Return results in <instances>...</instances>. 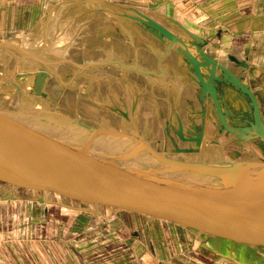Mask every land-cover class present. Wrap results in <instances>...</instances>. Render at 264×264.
<instances>
[{"label":"water","instance_id":"1","mask_svg":"<svg viewBox=\"0 0 264 264\" xmlns=\"http://www.w3.org/2000/svg\"><path fill=\"white\" fill-rule=\"evenodd\" d=\"M129 8L133 13L121 14L137 21L165 46L175 45L176 51L183 56L198 86L201 117L207 116L203 111L204 101L210 105L212 101L219 122L227 132L234 134V141L241 145V142L257 139L264 153L263 117L250 86L242 82L235 72L219 62L216 57L205 51L203 47L206 40L200 35L172 19L188 35L189 39L186 40L155 22L139 9ZM219 35L220 31L217 32V36ZM229 59L247 66L245 60L234 55H229ZM111 62L114 61H105L106 64ZM117 62L122 67L126 66L120 61ZM125 68L141 70L136 67ZM29 77H33V80L28 89H31L33 94L45 97L47 94L43 88L50 77V72L39 67L37 70L22 72L15 76L25 82ZM227 87H231L232 92H238L245 98L246 111L238 115L242 117L239 120L232 119L226 106L222 105L232 127L225 120L221 110L223 103L221 99L225 100V97L219 91L226 93ZM207 96L212 100L206 99ZM135 105L134 100L133 109ZM11 112L12 116L0 110V181L31 190L66 193L81 201L79 209L82 211L93 210L99 213V204L113 205L111 206L113 208H117L118 205L125 213L137 211L159 219L166 218L181 226H190L189 221L192 219L190 217L196 215L198 216L196 218H200L196 219L198 221L194 222L196 224L206 222L230 230L229 232L223 230L222 234L235 238L239 235L234 231L242 234L252 232L256 234V238H264V157L234 163L178 160L164 156L146 141L130 133L125 134L123 131L104 127V130H100L75 118L73 122H69L63 114L53 111ZM14 115H19L30 122L36 120L46 129L41 127L37 129L23 123L13 117ZM231 115L234 113L231 112ZM248 115L251 117L248 118ZM49 117L52 119H48ZM240 122L246 124L238 125ZM202 124L182 127L183 122L179 117L176 125L171 123L173 135L195 144L180 147L173 139V135L168 132L167 138L171 140L173 150L185 153L197 151L205 128ZM167 127L169 129V123ZM183 128L191 136H184ZM71 132H76L80 137L79 145L66 136L72 134ZM100 132L121 138L125 135L124 137L131 138L136 148L131 149L132 151L122 147L101 150L102 146L108 145L109 140ZM82 144L95 147L104 153L94 154L83 148ZM251 162L262 166V169L258 171L248 169L247 165ZM167 169L172 172L166 171ZM178 172L196 175L186 178L178 176ZM196 176H207L211 181L204 182L203 179H195ZM99 181L105 185L98 183ZM117 192L120 196H117ZM213 226L207 229L216 231Z\"/></svg>","mask_w":264,"mask_h":264},{"label":"crops","instance_id":"2","mask_svg":"<svg viewBox=\"0 0 264 264\" xmlns=\"http://www.w3.org/2000/svg\"><path fill=\"white\" fill-rule=\"evenodd\" d=\"M131 1L132 0H0V32L4 33L2 37L0 35V40H2L0 41V45H2L0 46V69L6 73V70H8V72L12 71L16 64H20V68L30 69L31 63L29 62H33L32 65L36 63L34 67H38L39 65L44 67L45 64H41L40 60L49 62L51 61V64L54 62V60H56L55 62L60 63L63 60L57 57H51L50 55L54 54V45L63 42L65 45H68L65 48L66 52L70 50V48L68 49L69 45L78 44L80 45L79 48L77 47L79 51L75 52L79 54L82 51L86 54L82 56V59H84L83 61H78L77 57L73 58L74 61L77 60L75 62L73 60L69 61L65 58V60H68V62L71 64L70 66L74 65L78 67V65H88L92 61L99 62L108 59H119L127 67H138L147 70L149 71L148 73L141 74L135 70L126 69L119 64L109 63L106 65L88 66L84 70H79L81 74H77L74 67H72L73 70L71 71L68 70L66 72H59V74L65 76L66 78L74 76L75 74L79 76L83 75V73L87 74L91 81L96 84L88 90L89 94L92 92V89H94L96 93H100V91H102L100 83L103 82V76L106 77L107 75H111L113 80H117V106L123 107L127 110V115L125 114L126 112L124 110H120L122 112L119 114V118L121 119L119 121L120 124H118L119 126H117V131H125V134L130 132V134L133 135L137 134L139 138L144 139V141L147 139H158L160 138L158 137V134H161V138L166 140V135L168 132L172 133L170 124L173 122L172 124L176 125L175 121L178 119V117L181 118L183 126L186 127H190L193 124L199 122L197 118H201V110L198 99V86L196 85L195 89H193L195 84L194 76L188 69L183 56L176 51L175 45H172L169 48L170 50L166 51L165 44L149 33L138 22L126 16L117 14V12L127 10L124 8L126 6H124L122 3H125V5L130 3L129 5H133L137 9L147 13L150 16L157 17L158 20H160V15L158 16L159 13L163 14V12H168L167 14H173L171 16L174 18H166L172 22V19L181 20L182 25L184 24L185 27H188V29L193 32V26L188 23L189 20L196 21L198 16H200V13L203 12L201 8L204 11H206V8L204 9V6L201 5L203 0H199L198 4H196L198 5V8L191 10L190 6L188 5L187 10L181 11L182 14H180V10L176 6L175 8L173 5H170V2L165 3V5L159 8V10H151V7L149 6H137ZM152 1L153 0H145L144 3ZM218 1L225 2V0H209L210 3L217 2V4H219L220 2ZM225 3H229L230 6L235 3L236 6L235 9L233 8L231 10V13H229L230 15L227 14L228 18L223 16L224 20L225 18L229 19L239 17V20H241V18H246L248 15H252L254 13L258 16H264V0H249L246 5H242L243 2L241 3L240 0H231L228 3ZM225 3L218 5L221 8L218 7L217 10L213 9L211 11H207L210 18L207 20L206 24L208 23L209 27L199 23L198 25L196 24L197 22L194 23V26L196 30H205L206 28L208 31H212V29H216V32L220 31V35L216 37L212 36L213 32L208 33V31H206V34L210 36V38L208 37L210 43L219 41V43H226L228 50H231L233 47L240 49L242 56H238L237 53L234 52L231 53L238 56L239 58L246 59L251 65V70L254 61L255 64H262L264 62V30L231 31L232 29L230 28H234L236 25L240 24L241 21L239 22V20H236L234 23L230 24V26H227L228 28L230 27L229 29L220 22L218 25L214 24L213 19H216V21L214 20L215 22H217V19H221V16H216V13L221 10L222 7H225ZM170 11L171 14H169ZM237 15L238 17H234ZM161 21L163 23H167L165 19ZM166 25L169 26V24ZM171 26V28L175 31V28L173 27H177L178 25L172 24ZM197 27L199 29H197ZM177 28L181 34H185L179 26ZM198 33H201V31ZM255 35L259 36L261 39H263V41H260V43L256 46L257 48L255 47L256 49H253V37H255ZM211 36L214 38V40L211 39ZM182 37L186 40L189 38L186 34ZM10 40H17L14 42L16 44L25 43V46L30 44L28 48L30 49L31 54L26 55L24 51L21 53L17 52L14 50V48H11L13 51H10L9 53L8 51H4L9 47L4 45L10 42ZM23 46V44L19 45V48ZM48 49H52V51ZM193 49L195 50V47H193ZM49 53L51 54L48 55ZM56 54H58L57 51ZM250 54L252 55L250 56ZM62 57L64 58V56ZM220 62L224 64V62ZM45 67L47 69V66ZM230 68H233L234 72L239 77L240 75L243 76L244 71L247 70L244 68L245 70L242 69V72H239L232 66H230ZM259 69L263 70L264 72V68ZM1 70L0 75H5L1 73ZM250 70L247 74L245 73L246 75L244 74L242 79L245 82L247 81L250 83L251 88L254 90L255 94L258 96V100L260 101L262 98L256 92V83L253 75L257 76L261 80L263 79V76L260 77L261 73H258L257 70L255 71L256 73L254 72V74L251 75ZM50 73L52 77L55 75V71L52 72V70H50ZM134 82L138 86L137 97H135V88L133 86ZM80 83L81 77L73 83H66L64 85L59 84V87L56 88L52 86L53 83L51 82L49 84V88H46V91L50 92L51 94L53 92L60 93L74 90L77 93ZM141 85H144L145 87H142ZM257 85L259 86L260 84L258 83ZM141 87L145 90L142 91ZM13 90L14 87L10 84L9 79H0V93L6 94ZM221 91L222 90L219 91L220 94ZM62 96L65 97V95L62 94H58V97L53 95V101L56 102L55 104L59 107L61 106L60 102L62 100ZM237 99L242 102L239 97ZM134 100L136 101L135 109L131 110V104L132 101L134 102ZM2 104L3 103L0 102V107L3 106ZM169 121L171 122L169 123L168 129L167 123ZM125 124H132V126L135 127L134 130L136 132L129 131L124 127ZM203 135H209V133L206 134V132L203 130ZM124 136L125 135H123V138H121L111 135L110 138L116 140L119 139L126 143L130 142L131 138H126ZM129 145H131V143H129ZM191 146H195V144L191 143ZM198 147L199 148L197 151H191L190 153L201 155L205 148L202 145ZM205 152H207V150H205ZM196 161H200V159L197 158ZM118 208L119 207L117 205V211ZM109 213L110 212L107 214ZM113 213L114 210L112 207L111 215H113ZM131 214L133 213H125L122 215L127 216V218L130 216L131 219L134 218L139 222H148L150 225H153V223L150 222L165 223L168 225L167 222H165L163 219L161 220L157 218L156 216L144 215L139 212L138 216L133 214L134 217H132ZM122 219L123 218L121 217V220ZM178 227L181 229L183 228V230L186 229L188 233L195 235V237H200L196 234L198 232L204 234L205 236L200 238L210 241L209 249H201V247L196 248L195 246H193V249H191L192 247L182 245L181 243L179 244L175 234L169 228L166 229L161 227L163 232H168L167 234L170 237L169 241H176L177 243V245L172 244L170 247L172 252L168 251L172 254L170 259H167L164 251L161 250L160 247H151L150 245L141 246L137 243L135 245L123 246L127 247V249L119 252L117 256V264H153L152 261L155 262V259L161 258H159L160 254L161 256H164V264H177L178 262L176 260H186L187 264H221L223 259L227 260L226 257L228 255H225V253L222 252L224 250L219 249L218 246L226 244L233 245L234 237L231 235L226 236L222 233H216V231L212 229H208L209 231L205 232V234L202 231L190 229L189 227L181 225H178ZM152 229L153 228L150 230L146 229L147 234H145L143 231L144 236H150ZM183 230L180 231L184 232ZM177 236L180 237V235ZM210 239L220 240L221 243L215 245ZM242 241V244L237 243V245H241L240 247L243 246L244 248L247 245L249 246L252 244V247L250 248H253L255 253L261 251L260 245H254L258 243L250 244L249 240ZM164 242L169 243L168 241ZM211 243L214 246L211 245ZM202 251H204V253H202ZM219 252L223 254H220L223 256L220 258L222 260H218L217 258ZM199 253L205 255H200ZM129 255H133V263L132 261H129ZM195 256L196 259H201L203 256L204 260H199V262L195 261L196 263H193L191 260H194ZM144 258H146L147 262L143 260ZM172 258L173 260H171ZM156 262L159 264L163 263V261L160 260ZM230 264H233V262L231 261Z\"/></svg>","mask_w":264,"mask_h":264},{"label":"rangeland","instance_id":"3","mask_svg":"<svg viewBox=\"0 0 264 264\" xmlns=\"http://www.w3.org/2000/svg\"><path fill=\"white\" fill-rule=\"evenodd\" d=\"M144 1L145 0H132L131 2H133V4L134 5L136 4L137 6H142V7L149 6L151 7L150 8L151 10H159V8L164 6L165 3L170 2V5H173L174 7L176 6L180 10L179 13L182 14L181 11L183 10L186 11L188 5L190 6L191 10L198 8V5L196 4H198L199 0H153L152 2H148V3H144ZM229 1L231 0H225V2L227 3ZM248 1L240 0L241 3L243 2L242 5H246ZM225 2L222 1L219 4H217V2L210 3L209 0H203L201 5L204 6V9L206 8V11H204L201 8L203 12L200 13V16H198L196 21L189 20L188 23L193 26V30L197 31V32L195 31L193 32L199 34L201 37H203L206 40V44L204 45L203 48L209 55L216 57V59H218L219 61L225 62L234 68L242 67V65L239 64H237L236 66V64H234V62H232V60H230L228 57L229 55H234L231 52L237 53L238 56H242L240 49L233 47L231 50L230 49L228 50L226 43L221 42L222 43L221 44L219 43V41H216L215 43H210V40L208 39V37L210 38V36L206 34V31L208 30L206 28L205 30H202L199 29L198 27L197 29L199 30H196L194 26L195 25L194 23L197 22L196 24L199 23L201 25H206V27H209V24L208 23H207L208 25L206 24L207 20L210 18L208 15L209 13L207 11H211L213 9L217 10L218 7H220L218 5H222ZM122 4L126 6V9L127 6L134 7L133 5H129L130 3L126 5L125 3ZM224 6H225L224 8L222 7V9L216 13L217 14L216 16H221L220 18L222 20L217 19V22H215L216 19H213V22L214 24L217 25L220 22L227 27L230 26V24L234 23L236 20H239L240 17L227 19L228 18L227 14L231 13V10L233 8L235 9L236 5L234 3L233 5L230 6L229 3L228 4L225 3ZM122 12L129 13L131 11L127 9L126 11L124 10L117 12V14H121ZM167 13L168 12L165 13L163 12V14L159 13L158 14V16L160 15L159 21L162 24H165V26L171 29L174 33L178 34L181 37L184 36L186 33L184 32L185 34H181L177 28L178 26L173 27L175 28V31L171 28L172 27L171 25L172 24L176 25V22L174 21L172 22L168 18H166V17L174 18L173 16H171L173 15L171 14V11L169 13L171 15H168ZM238 15L234 17H238ZM223 16L227 17L225 18L226 21L223 19L224 18ZM164 19L167 23H163L161 21ZM175 20H177L179 23L182 24L181 20L179 19H175ZM239 22L240 24L236 25L234 28L229 27L230 29H232L231 31L264 30V25H263L264 16H260V15L258 16L255 15V13L252 15H248L246 18H241ZM166 24H169V26H167ZM199 31H201V33H198ZM212 32H213L212 36L216 37L217 36L216 29L215 30L212 29V31L211 30L208 31V33H212ZM0 35L2 37L4 33L0 32ZM212 36L211 39L214 40ZM16 41L17 40H13V41L10 40V42L5 44L4 46L7 45L10 48L8 47V49H5L4 51H8L9 53L10 51H13L11 48L15 47V50L17 52L20 53L23 52L21 51V49L17 47L16 43L15 44L12 43ZM260 41H263V39H261L259 36L255 35V37H253V45H254L253 49L257 48L256 46L260 43ZM63 46H62L63 49L60 48L61 50L60 49L56 50L57 52L58 51L60 52L58 54H53V57L59 55V56H64V58L70 61H72L74 57L75 58L77 57L78 61L84 60L82 59V56L86 55L85 52H82L81 50H80L81 53L79 54L75 52V51H79L77 47L79 48L80 45L78 44L69 45L68 49L70 48V50L67 52L65 48L68 45H65L63 43ZM251 55L252 54H250V56ZM238 56H236L238 59H242L239 58ZM243 60L247 61L246 59ZM40 62L41 64H45L48 70L46 69L45 66L42 68H45L47 71L52 70L56 72V74L53 75V77L50 73V77L46 80L44 84L43 89L47 95L45 97L43 96L41 97V95L39 96L33 94L31 92V89H28L32 85L33 78L30 77L27 78L28 85L24 83L25 81L21 80L22 78H20L19 80L21 82L20 84L23 86V90L17 92L9 91V93L6 94L0 93L1 103H5L9 105V107H12L11 109L14 108L17 110V108L20 107V109L23 110L40 111L42 109L34 108V103L36 100L43 98V100H46L48 102L49 111H53L58 114H63L64 118L67 119L69 122H73L72 120H74L75 118L78 121L81 120L84 123L87 122L88 124L87 123L85 124L90 126H95L97 127V129L100 130H104V128L117 130V126H119L118 124H120L119 121L121 119L119 118V114L121 113L120 110H124L127 113V110L125 108L117 106V80L116 81L113 80V77L111 75H107L106 77L103 76L104 77V79L102 80L103 82L100 83L102 91H100V93H96L95 90L92 89L91 90L92 92L90 91L91 93L89 94L88 90L92 88L93 85L96 84H94V82L91 81L90 77L87 74L83 73V75L80 76L77 75L78 73L81 74L79 70L82 69L84 70L86 68L81 69V65H78V67H74L73 65L70 66L71 64L66 60L65 61L63 60L60 63L54 61L52 64L49 61H40ZM263 63L255 64L254 61L251 70H250L251 65L250 63H248L249 64L248 69L245 70L243 67V70H245L244 74L245 73L247 74L250 70L251 75L254 74V72L257 70L258 73H261L260 77L263 76L262 79L263 81H262L257 76L253 75L256 83L255 84L256 92L257 94H259V96L262 99L259 101L257 95L256 97L264 115V87H263L264 74H262L264 72L263 70L259 69V68H264ZM35 64L36 63H34V65ZM34 65L31 64V68L27 70L33 71L41 67V65H39L38 67H34ZM72 67L76 69L74 70L77 73L74 76L66 78L65 76L59 74V72H66L68 70L70 71L73 70ZM237 70L239 72L240 71L242 72V69H237ZM135 71L141 74L149 72L144 69H141L140 71L139 70H135ZM1 73L5 74V75H0V79L3 78L4 80H7L9 76L10 78L11 77L15 78V76L17 75V74L14 75L15 71L8 72V70H6V73L5 71L1 70ZM243 76L240 75V78H243ZM80 77H81V83L78 86L79 90L77 93L74 90L64 91L60 93L53 92L51 94L50 92L46 91V88H49V84L51 82L53 83L52 86L56 88L59 87V84L64 85L66 83H73L77 81L78 78ZM258 83L260 84L259 86L257 85ZM25 85H27V87ZM196 85L197 84L195 83L193 89H195ZM133 86L135 88V94H137L138 86L137 84H135V82ZM141 86L145 87L144 85ZM142 87H141L142 91L145 90ZM25 90L27 91L25 92ZM58 94L65 95V97L63 96L61 97L62 100L60 102L61 105L60 107L55 104L56 102L53 101V95L58 97ZM222 94L225 96V99L230 103L229 109L231 108V112H233L235 115L236 113L233 110L241 109L239 108L237 103L238 101L237 98L239 95H237L234 91L232 92L229 89L228 91H226V93L222 92ZM206 105L207 103H205V106ZM244 109L246 111L245 105H243L241 111H243ZM131 110H133V101L131 104ZM197 120L199 122L195 123V125H200L204 121L205 123H203L202 125H204L208 129V131L210 130L209 135H213V137L219 139V135H221L223 131L221 132L217 130L218 128H216L215 125L216 123L211 113H207V116L205 115L203 118L198 117ZM67 124L69 126H72L69 123ZM124 127L127 128L129 131L136 132L134 130L135 127H133L132 124H125ZM129 128H131L132 130ZM74 130L76 129L74 128ZM71 133L72 134H66V136L72 139L80 138L78 137L76 132H71ZM100 133L103 136H105L109 141L115 140L117 142H120V144L123 146L132 148V146L129 145L130 142L126 143L119 139L117 140L111 139L110 138L111 135H107L108 133H104V132H100ZM122 133H125V131H123ZM222 136L224 137V139L225 138L226 139L224 141H220L221 147H215L209 144L208 142H205V146H204V148H206L205 150L208 151L212 148H215L214 153L216 151L218 152L219 156H217L215 153V156H212L214 158L209 157L213 153L212 154L205 153V155L204 154L196 155V154L187 153L188 154L187 155L184 152L185 154H179L177 153V151L175 152L173 148L168 144L167 135H166V140L161 138V134H158V137L160 138L151 139V140L147 139L145 141L148 144H151L155 150H157L164 156L173 159L196 161L197 158H199L200 161L210 160L212 162L221 161V160L223 161L225 159L228 160L229 163L234 162L237 159L236 157H234L233 151H235L234 149L238 148L239 145L234 141V138L231 135L225 134ZM191 143L192 142H190V146ZM188 146L189 144L186 145L185 147ZM246 146H250L253 152L255 151L254 157H257V159H259L260 157L261 158L264 157V153L260 145L258 146L257 144L250 142L246 144ZM205 150L202 153H204ZM237 150L242 152L241 155L243 157L250 156L251 154L244 152L243 149H237ZM98 183L105 185L104 182L99 181ZM13 186L15 185H10L6 182L0 181V264H117V256L119 252H122L125 249H127V247H123V246L135 245L137 243L138 245L141 246L150 245L151 247L152 246L160 247V249L164 251L167 259H170L172 255L170 253L172 252L170 247L172 246V244L177 245V243L176 241L175 242L169 241L170 237L167 234L168 232H163L161 227H164L166 229L169 228L175 234V237L179 244L181 243L182 245L192 247L191 249H193V246H195L196 248L201 247V249H209L210 247L209 244L210 241H207L204 238L201 239L200 237H195V235L188 233L186 229L185 230H183V228L181 229L180 227H178V225L175 222L170 220L168 221L166 218H164L163 220L167 222L168 225L165 223H154V222H150L153 223V225H150L148 222L147 223L142 221L139 222L134 218L131 219L130 216H128V218L127 216H123L125 214V211L120 208H118V211L117 208H113L114 213L113 215H111L112 207L103 204H99L98 206L100 210L99 213L93 210L82 211L79 209L80 206L82 205L81 201L78 198L72 197L66 193L61 194L53 191H39V190L21 188L18 187L17 185H16L17 188ZM118 195L119 193L117 192V196ZM90 205L93 206L92 204ZM108 212L110 213L107 214ZM133 214L138 216L139 212L134 211ZM133 214H131L132 217H134ZM121 217L123 218L122 220ZM151 228L153 229L152 232L150 233V236H144V233L147 234L146 229L150 230ZM180 230L181 231L183 230L184 232H181ZM177 235H180L181 238ZM235 238L233 245L231 244L219 245L218 248L223 249L224 251L222 252L225 253V255L234 258L235 260L239 261L242 264H264L263 261L264 238L261 239L262 241L259 238H258L259 240H257V238L250 240V242L252 243L257 242L259 243L258 245L262 246V249H260L261 251L258 253H252L251 251L252 249L250 250L251 252L249 251L247 252L245 249H242L243 246L240 247L241 245H237V243L242 244L243 241L239 238V236H235ZM164 241H168L169 243H166ZM211 245L213 244L211 243ZM202 253H204V251H202ZM199 254L205 255L201 253ZM129 256H130L129 261H132L133 263V257H132L133 255H129ZM159 258L160 259H155V262L152 261V263L156 264L157 263L156 261L160 260L163 261V263L160 264H164L165 261L164 256H161L160 254ZM217 258L218 260H222L220 259L222 257L217 256ZM143 260L147 262L146 258H144ZM171 260H173V258ZM199 260H204L203 256L201 259L199 258L196 259L195 256L194 260L191 261L194 263L195 261L199 262ZM176 261L178 262L177 264H187L186 260L185 261L176 260ZM223 262L224 264H230L228 259L227 260L223 259ZM223 262L221 264H223Z\"/></svg>","mask_w":264,"mask_h":264},{"label":"bare ground","instance_id":"4","mask_svg":"<svg viewBox=\"0 0 264 264\" xmlns=\"http://www.w3.org/2000/svg\"><path fill=\"white\" fill-rule=\"evenodd\" d=\"M124 8H126V7H124ZM127 9L128 10H130V8L129 7H127ZM141 11V10H140ZM141 12H143V11H141ZM131 13H133V11L131 12ZM144 14H146L148 17H150L151 19H153V20H155V22H158V23H160L162 26H164V27H166L164 24H162L158 19H157V17H154V16H150V15H148L147 13H145V12H143ZM120 15H122V14H120ZM124 16V15H123ZM129 18V17H128ZM133 20V19H132ZM135 21V20H134ZM170 24V23H169ZM44 25V24H43ZM185 26V25H184ZM168 28V27H167ZM188 28V27H187ZM169 29V28H168ZM180 29V28H179ZM171 32H173L171 29H169ZM195 31V30H194ZM108 34V33H107ZM110 35V34H109ZM0 41H2V40H0ZM3 42H6V41H3ZM12 43H14V42H12ZM15 44V43H14ZM24 45L23 47H20L19 48V45ZM17 45V47L19 48V49H21V51H24L25 52V54L26 55H28V54H31V52H30V49L28 48L29 47V45H26L25 46V43H17L16 44ZM12 46V45H11ZM55 47V49L53 50V53L54 54H56V46H57V49H60V48H62V46H63V42L62 43H58L57 45H54ZM170 46H169V44L168 45H166V51H169L170 49ZM14 50H15V47H14ZM48 50H50V51H52V49H48ZM191 51V50H190ZM44 52H46V51H44ZM60 51H58V53H59ZM192 52V51H191ZM51 53H49L48 55H50ZM171 54V53H170ZM33 55V54H32ZM35 55V54H34ZM36 56V55H35ZM51 57H53V54H51L50 55ZM211 56V55H210ZM57 58H59V59H61V60H65V58H63L62 56H59V55H57L56 56ZM214 57V56H213ZM22 59V58H21ZM56 59V58H55ZM40 60V59H39ZM109 60H113L114 62L113 63H116V64H119L117 61H120L119 59H108V60H102V61H99V62H90L88 65L86 64V65H81V67H83L84 66V68H87L88 66H90V65H106V63H105V61H109ZM41 61V60H40ZM54 61H56V60H54ZM66 61H68V60H66ZM70 61V60H69ZM74 61V60H73ZM135 61V60H134ZM219 61V60H218ZM22 62V61H21ZM29 62V61H28ZM51 62V61H50ZM62 62V61H61ZM75 62V61H74ZM121 62V61H120ZM130 62V61H129ZM220 62V61H219ZM18 63V62H17ZM24 63V62H23ZM27 63V62H26ZM29 63H33V62H29ZM122 63V62H121ZM28 64V63H27ZM123 64V63H122ZM223 64V63H222ZM237 64H239V63H237ZM120 66H122L121 64H119ZM224 65V64H223ZM240 65V64H239ZM248 63H247V66H244V65H242V66H244V67H246V68H248ZM74 66V65H73ZM87 66V67H86ZM115 66V65H114ZM226 66V65H225ZM74 67H76V66H74ZM126 67V66H125ZM124 67V68H125ZM226 67H228L229 68V66L227 65ZM37 69H39V68H37ZM36 69V70H37ZM82 69V68H81ZM231 69V68H230ZM1 70V69H0ZM83 70V69H82ZM133 70V69H132ZM233 72H234V70L233 69H231ZM15 71V73H14V75L15 74H19V73H24V72H26V71H28L26 68H20V64H16L15 65V67L12 69V72H14ZM50 72V71H49ZM52 72H54V71H52ZM78 72V71H77ZM55 74H56V72H55ZM59 75V74H58ZM96 76V75H95ZM157 76V75H156ZM158 77H160V76H158ZM239 77V76H238ZM30 78H33V77H30ZM59 78V77H58ZM88 78V77H87ZM97 78H99V77H97ZM8 79H9V82H10V84L14 87V90L13 91H20V90H23V86L20 84L21 82H20V80H19V78H10V76L8 77ZM239 79L242 81V82H244L240 77H239ZM68 80V79H67ZM166 81V80H165ZM29 82V81H28ZM162 82H164V81H162ZM25 84H27V82H24ZM246 83H247V85L248 86H250L249 85V82H247L246 81ZM68 84V83H67ZM28 85V84H27ZM27 85H25L26 87H27ZM168 86V85H167ZM22 87V88H21ZM88 87V86H87ZM173 87V86H172ZM251 88V87H250ZM227 89H231V87H227ZM252 89V88H251ZM173 90V89H172ZM252 91H253V89H252ZM173 92V91H172ZM254 93V92H253ZM236 94L237 95H239L238 94V92H236ZM254 95H255V97H256V94L254 93ZM40 96V95H39ZM42 97V96H41ZM238 97H240V99H241V101H242V103H243V105H245V98L244 97H242V96H238ZM257 98V97H256ZM211 99V98H210ZM212 100V99H211ZM171 101H173V100H171ZM258 101V100H257ZM246 103H247V100H246ZM258 104H259V102H258ZM3 106L2 107H0V110H1V112H6L7 114H10L11 116H12V112L11 111H16V109H11L12 107H9V105H7V104H5V103H3L2 104ZM10 106H12V105H10ZM178 106V105H177ZM3 108V109H2ZM34 108H37V109H42L43 111H49V105H48V102L46 101V100H43V98L42 99H39V100H36L35 101V103H34ZM246 108V107H245ZM215 109V108H214ZM227 109V108H226ZM259 109H260V112H261V114H262V117H263V112H262V110H261V106H260V104H259ZM17 110L18 111H23V109H20V107L19 108H17ZM221 110H222V112H223V110H224V108H222V105H221ZM216 112V111H215ZM244 113V112H243ZM47 114V113H46ZM223 114H224V117H225V120H227V122L229 123V125L232 127V123L231 122H229V120H228V115L227 114H225V110H224V112H223ZM229 114H230V117H232L231 116V112H229ZM227 115V116H226ZM235 116H237V115H233V117H235ZM13 117H16L18 120H21V122H23V123H26V124H28V125H30V126H33V127H35V128H39V127H41V128H43V129H46V128H44L45 126L44 125H42V124H40V123H37L36 122V120H34V121H27V120H25V119H23L21 116H19V115H14ZM251 117V115H248V118H250ZM171 118V117H170ZM48 119H52L51 117H49ZM177 121V120H176ZM175 121V122H176ZM171 121H169L168 123H170ZM173 123V122H172ZM246 123V122H245ZM263 123H264V120H263ZM175 125V124H174ZM222 125V124H221ZM182 127H184V126H182ZM168 128V127H167ZM184 129V131H183V135L184 136H191V135H188L189 133H186V130H185V128H183ZM219 130H221V131H223L222 132V134H224V132L226 133V135H232L233 136V138L235 139V136H234V134H231L230 132H227V130H225L223 127H220V129ZM204 131L206 132V134H208L210 131H208V129L207 128H204ZM136 136H138L137 134H136ZM139 137V136H138ZM225 137H227V136H225ZM72 141H74L73 143H75V144H77V145H79V139H77V138H75V139H72V138H70ZM226 139V138H225ZM224 138L223 139H220V136H219V139H216V140H214L212 137H209V136H205V135H202V140H201V142H200V144L204 147L205 146V142H208L209 144H211V145H213V146H215V147H221V143H220V141H224L225 140ZM250 142H253V143H255V144H257L258 146H259V140H253V139H250V140H248V141H246V142H241L240 144L241 145H239L238 146V148H235L234 150H236V149H243V151L244 152H247V153H251L250 154V156H247V157H243L242 155H241V151H239V152H236V151H233L234 153L236 152L238 155L237 156H235L234 155V157H236V159L237 160H235L234 162H245V161H247L248 159H254V160H258L257 159V157H254V155H255V151L253 152V150H252V148L250 147V146H246V144H248V143H250ZM130 143H131V146H132V148H129V147H127V146H123V145H121L120 144V142H117V141H115V140H111V141H109V143H108V145H106V147L105 146H102V148H100L101 150H103V149H106V150H113V148H117V147H122V148H124V149H127V150H131V149H135L136 147L133 145V143H132V141L130 140ZM81 144V143H80ZM207 144V143H206ZM82 146H84L83 144H82ZM200 146V145H199ZM210 146V145H209ZM83 148H86V150H88V151H90V152H92V153H94V154H97V155H101L102 153H104V152H102V151H100V150H98V149H95V147H91V146H89V145H87V146H84ZM206 149V148H205ZM255 149V148H254ZM132 151V150H131ZM214 151H215V148H212V149H210L209 151H207V152H204V153H202V154H204L205 155V153L207 154H212L211 156H209V157H212V156H215V153H216V155L217 156H219V154H218V152L216 151L215 153H214ZM232 152V153H233ZM253 152V153H252ZM177 153H179V154H185L184 152H182V151H177ZM233 153V154H234ZM189 154H192V153H189ZM188 155V154H187ZM212 158H214V157H212ZM211 158V159H212ZM261 158V157H260ZM203 160V159H202ZM221 160V159H220ZM225 160V159H224ZM223 160V161H224ZM254 160H252V161H254ZM194 161V160H193ZM204 162H212V161H210V160H208V161H205V160H203ZM222 161V160H221ZM224 162H227V160H225ZM234 162H231V163H234ZM259 167V168H258ZM247 168L248 169H250V170H254V171H258V170H260V169H262V166H260V165H255L254 164V162H251V164H248L247 165ZM166 171H171L172 172V170H170V169H167ZM178 176H180V177H195V175L196 174H194V176H193V174L192 173H187V174H180V172H178ZM201 176V175H200ZM203 179L202 181H204V182H210L211 180L210 179H208L207 178V176H202V177H197L196 176V178L195 179ZM192 215H194V214H192ZM196 217H198V216H196V215H194V217L193 216H191L190 218H192V219H190V226H185V227H189L190 229H194V230H197V231H202V232H208L209 230L207 229L209 226H210V228L213 226L212 224H210V223H206V222H203L204 224H196V223H194V222H198L196 219H200V218H196ZM206 225H208V226H206ZM214 227V229H216V233H222L221 231H223V230H225L222 226H213ZM226 232H229L227 229L225 230ZM188 232V231H187ZM195 232V231H194ZM225 232V233H226ZM233 232V231H232ZM234 233H237V235H239V238L241 239V240H245V241H248L249 240V243L251 244V242H250V240H252V239H255L256 237V234L255 233H252V232H244L243 234H242V232H238V231H234ZM198 236H200V237H204L205 235H203L202 233H200V232H198V233H196ZM206 234V233H205ZM260 239V238H259ZM258 238H257V240H259ZM214 244H220L221 243V241L220 240H217V239H210ZM261 240V239H260ZM262 241V240H261ZM255 243H257V242H255ZM259 244V243H258ZM258 244H254L255 246H258ZM250 247H252V244L251 245H247L246 247H244V248H242V249H245L247 252L249 251V252H251L252 251V253H255L254 251V249L253 248H250ZM260 248L262 249V246H260ZM252 249V250H251ZM251 250V251H250ZM264 250V249H263ZM262 250V251H263ZM220 254H222V253H218V256L219 257H223L222 255H220ZM227 259H228V261H232L234 264H242V263H240L239 261H237V260H235L234 258H232V257H230V256H227L226 257ZM263 259V258H262ZM263 261H264V259H263ZM252 263V262H251Z\"/></svg>","mask_w":264,"mask_h":264},{"label":"flooded vegetation","instance_id":"5","mask_svg":"<svg viewBox=\"0 0 264 264\" xmlns=\"http://www.w3.org/2000/svg\"><path fill=\"white\" fill-rule=\"evenodd\" d=\"M229 57V56H228ZM232 62H234V61H232ZM247 62V61H246ZM248 63V62H247ZM224 64L226 65L227 63H225L224 62ZM234 64H236V66H237V63L236 62H234ZM227 65H229V64H227ZM226 65V66H227ZM243 67L244 66H242V67H236L235 69H243ZM229 68H230V66H229ZM244 68H246V67H244ZM231 69H233V68H231ZM246 69H248V68H246ZM234 70V69H233ZM242 79V78H241ZM243 80V79H242ZM222 92L223 91H221V95L223 96V94H222ZM206 99H210L208 96H207V98ZM222 100V104L221 105H225L226 106V108H227V110L229 111V112H231V108L229 109V103H228V101L226 102V100H224V99H221ZM209 101H211V100H209ZM205 103H207V105L203 108V111L205 112V113H211L212 114V112L214 113V114H212V115H214L213 117H214V120H215V125H216V128H218L217 130L218 131H221V130H219L220 129V127H222V125H221V122H219V120H218V118H217V114H216V112H215V109H214V107H213V103H212V101H211V105H212V108H211V105L210 104H208V102L207 101H204V105H205ZM237 103H238V106H239V108H241L242 109V107H243V105H242V103L238 100L237 101ZM199 105H200V103H199ZM222 108H224L223 106H222ZM241 109H237V110H233L236 114L235 115H237V116H235V117H233L232 115V119H234V120H239V119H241L242 117H240V116H238L240 113H242V112H245V109L243 110V111H241ZM200 110H201V106H200ZM213 110V111H212ZM223 112H224V110H223ZM244 124H246L245 122H240V123H238V125H244ZM212 127V126H211ZM210 131V130H209ZM218 131H217V133H218ZM222 132V131H221ZM187 133V132H186ZM213 133V132H212ZM172 134V133H171ZM226 133L224 132V134H221V135H219L220 136V139H223L224 137L222 136V135H225ZM173 135V134H172ZM203 135V134H202ZM205 136H209V137H213V135H205ZM232 136V135H231ZM173 139L175 140V142L180 146V147H185L186 145H188V144H190V142H187V141H183V140H181V139H179L176 135H173ZM233 137V136H232ZM213 139L214 140H216V138L215 137H213ZM233 140V139H232ZM167 141H168V144L173 148V144L171 143V140H169L168 138H167ZM236 152H239L237 149L235 150ZM234 153L233 155H235V156H237L238 154L237 153ZM187 154V153H186Z\"/></svg>","mask_w":264,"mask_h":264}]
</instances>
